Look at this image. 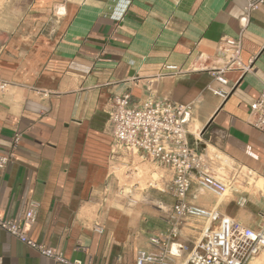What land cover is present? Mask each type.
<instances>
[{"label":"crops","instance_id":"0c3cea01","mask_svg":"<svg viewBox=\"0 0 264 264\" xmlns=\"http://www.w3.org/2000/svg\"><path fill=\"white\" fill-rule=\"evenodd\" d=\"M251 1L0 0V77L8 83L0 157L10 156L0 169V218L17 222L34 204L29 238L71 261L135 264L139 251L157 254L150 240L167 239L171 175L140 154H111L107 110L128 93L133 107L151 97L193 105L191 145L228 189L216 197L193 185L189 203L256 228L264 135L249 125V112L264 88V0L247 13ZM225 38H240L241 64L252 65L226 74L233 89L223 100L208 88L219 86L211 70L224 65L217 49ZM170 65L180 73H166ZM136 164L162 168L168 180L122 186L130 175L121 169ZM192 225L170 243L198 241ZM0 257L61 264L2 230ZM161 264H186V253L166 254Z\"/></svg>","mask_w":264,"mask_h":264},{"label":"built area","instance_id":"2783aa9c","mask_svg":"<svg viewBox=\"0 0 264 264\" xmlns=\"http://www.w3.org/2000/svg\"><path fill=\"white\" fill-rule=\"evenodd\" d=\"M262 0L247 4L246 12L255 10ZM224 65L212 69L211 75L219 85L208 90L225 100L232 91L226 74L247 72L252 60L243 66L240 61L242 41L240 38H225L218 47ZM168 74H178L177 66H165ZM8 90V83L0 77V94ZM193 111L192 104H175L167 99L147 98L139 106H131L128 93L115 95L107 110L108 122L113 136L111 154L121 152L140 154L153 164L166 169L171 175L170 192L174 203L167 214L169 226L167 239L152 238L151 245L158 253L139 251L135 264H161L166 254L180 256L186 253V264H262L264 256V212L260 214L256 228H251L223 217L216 210L193 206L188 194L193 185L216 197L223 196L228 185L215 178L205 155L199 152L189 140L188 124ZM249 125L264 135V88L250 105ZM201 136V132L198 133ZM18 142L16 137L14 143ZM10 156L0 157V169L7 164ZM36 206L29 204L23 217L15 222L0 218V230L17 239L20 243L37 252L40 256L61 264H92L90 260L71 261L57 248L47 247L31 240L29 228L35 223ZM201 223V237L191 246L170 243L184 226ZM174 246L176 252H173ZM0 264H3L0 257Z\"/></svg>","mask_w":264,"mask_h":264},{"label":"rangeland","instance_id":"374dc122","mask_svg":"<svg viewBox=\"0 0 264 264\" xmlns=\"http://www.w3.org/2000/svg\"><path fill=\"white\" fill-rule=\"evenodd\" d=\"M125 173L127 175H130V178H128L127 180H125V184L122 186H128L129 184H131V186H133L132 188H134L135 185L144 187V186H149V184H151V182H153L151 184V186H154V184L159 180H166L167 176L169 175V173L164 172L162 168H155V166H153V164L150 165H146V167H139V165H134L131 169H121V175H125ZM143 173V174H142ZM168 180V179H167ZM123 182V181H122ZM163 195L166 196V193H163ZM163 200L165 202H168V199L166 197H163ZM193 227L197 228V233H199L198 231L201 230L203 228V225L201 223H193L192 225ZM201 235L197 236V238H200Z\"/></svg>","mask_w":264,"mask_h":264},{"label":"bare ground","instance_id":"6f19581e","mask_svg":"<svg viewBox=\"0 0 264 264\" xmlns=\"http://www.w3.org/2000/svg\"><path fill=\"white\" fill-rule=\"evenodd\" d=\"M200 139V138H199ZM244 171V170H243ZM143 174V173H142ZM262 180V179H261ZM263 182V181H262ZM255 187V186H254ZM259 187L261 188V185H259ZM256 188V187H255ZM259 191V190H258ZM173 252H176V247L174 246L173 248Z\"/></svg>","mask_w":264,"mask_h":264},{"label":"water","instance_id":"95a60500","mask_svg":"<svg viewBox=\"0 0 264 264\" xmlns=\"http://www.w3.org/2000/svg\"><path fill=\"white\" fill-rule=\"evenodd\" d=\"M207 127H208V126H206V128H207ZM206 128H205V129H206ZM205 129H204V130H205ZM204 130H203V131H204ZM203 131H202V132H203Z\"/></svg>","mask_w":264,"mask_h":264}]
</instances>
